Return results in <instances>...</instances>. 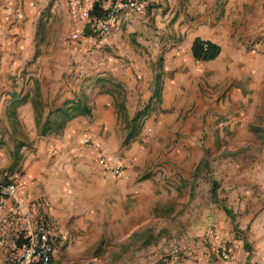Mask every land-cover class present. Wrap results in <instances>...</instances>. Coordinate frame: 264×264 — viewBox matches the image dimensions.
Returning <instances> with one entry per match:
<instances>
[{
  "label": "crops",
  "instance_id": "1",
  "mask_svg": "<svg viewBox=\"0 0 264 264\" xmlns=\"http://www.w3.org/2000/svg\"><path fill=\"white\" fill-rule=\"evenodd\" d=\"M96 1L102 8L109 2ZM141 2L140 13H125L108 35L90 38L105 47L114 42L117 31L122 32L127 47L122 59L128 65L121 76L106 67L107 61L102 66L106 77H118L121 83L124 96L118 100L111 90L84 92L72 81L59 88L57 71L48 93L46 66L39 71L35 66L24 68L26 62L48 61L49 57H38L35 51L40 29L63 30L71 24L76 30L82 28L66 0H0V184H20L19 195L32 196V219L55 222L60 239L51 264H153L173 245L180 249L182 264H264V163L254 169L232 167L231 178L213 182V195L212 183L209 206L190 221L185 219L187 212L183 213L181 225L176 222L175 227L170 223L173 215L155 214L160 203L166 205V188H172L158 182L159 174L152 182L140 181L139 169L127 167L137 159V139L148 121H143L140 135L125 145L126 130L117 127L116 109V103L124 102L125 109L133 111L148 105L152 116L158 110L177 111L189 104L192 82L204 81L218 87V108L231 112V125L244 132V127H264V0ZM153 23L166 27L172 40V49L161 57L160 69H148L128 49L134 32ZM196 38L219 47L218 57L195 61L191 47ZM70 43L74 60V43ZM12 76L24 83L38 77V84L34 92L27 93L23 87L10 85ZM156 90L158 98L153 97ZM75 98L82 100L91 116L72 118L60 133L41 136L38 131L36 135L38 123ZM7 116L26 125L29 133L6 131ZM222 116L216 119L224 120ZM197 146L186 139L173 149L188 159L182 169L193 167L194 177L196 167L206 159ZM234 154L238 159V152ZM116 166L124 167L118 176L112 173ZM209 169L208 162V168L198 174ZM178 184L186 186L188 202L195 183L173 186ZM2 218L10 219L7 210L0 212L7 248L6 253L0 251V264H7L8 254L23 245L24 239L17 224L9 227ZM228 248L233 258L224 260L221 252Z\"/></svg>",
  "mask_w": 264,
  "mask_h": 264
},
{
  "label": "rangeland",
  "instance_id": "2",
  "mask_svg": "<svg viewBox=\"0 0 264 264\" xmlns=\"http://www.w3.org/2000/svg\"><path fill=\"white\" fill-rule=\"evenodd\" d=\"M143 26L134 32L132 38H129L128 49H132L134 54L140 57L141 63L148 69H160L161 57L172 49V46L169 45L172 40L167 34L166 27L155 23L144 24ZM75 31L76 27H73L72 24L63 30L46 29L45 27L40 29L38 31L40 45L35 47V51L37 48L38 57H49L48 61L44 64L37 60L26 62L24 68L35 66L39 71L46 66L47 75L44 81H46L48 93L54 87V73L57 71L59 88L63 87V83L72 81L74 85H80L84 92L96 90L102 93L105 90H111L118 100H123L124 90L118 77H106L104 70H102L103 63L107 61L106 67L111 66L115 74L121 76V72L128 65V61L122 59L125 57L123 51L127 49L124 45L125 40L122 32L117 31L114 42L106 44L105 47H99L96 42L90 39L93 37L82 35L73 42V60L69 37ZM180 40L181 37L179 40L175 39L174 42ZM80 48L81 52L79 51ZM152 58H155L154 62H152ZM157 59H159L158 62ZM156 64L157 66H155ZM38 79L35 77L31 82L24 83L20 77L12 76L10 85L23 87L27 93L28 91L34 92ZM217 88V86H210L204 81L192 82L189 104L185 103L177 111L158 110L154 112L157 115L152 116V109L149 106L150 112L145 118L148 121L147 127H142V129L144 128L143 135L137 139L138 144H136L137 150L140 152L136 155L137 159L127 165V167L133 166L139 169L140 181L146 179L152 182L151 179L159 174L160 180L158 182H161L164 187L172 188L173 191L166 188L164 193L166 205L162 206L160 203L156 207L155 214L173 215L170 223L174 226L176 222L181 225L180 218L183 213L187 212L188 217L185 219L190 221L197 217L200 209L209 206L207 201L212 183L218 182L220 177L231 178L232 167L254 169L264 163V127L248 126L244 127V132L239 131L238 126L231 125L228 119L231 112L218 108L219 99L215 97L218 92ZM208 90L212 92H208ZM144 106L136 111L127 109L119 114L117 112L120 119L117 127L124 130L127 121L137 111L144 109ZM172 113L176 116L171 119L169 116ZM217 115H223L222 117L225 119H216ZM13 119V117L9 116L8 118L7 116L6 131L11 130L16 135H21L24 132L29 133L26 125H20L17 120ZM31 133H34V130H31ZM35 133L38 135L37 126ZM248 135H250L249 138ZM186 139H191L195 141V144H198V149L209 162L210 169L208 172L202 170L200 174L196 175L197 177H194L193 167L189 169L188 166H185L182 169L188 159L180 157L177 152H173V149L175 145ZM236 152H238V159L235 154L232 156V153ZM134 162L136 163L134 164ZM1 174L2 172H0V176ZM182 176L185 178L183 179ZM184 181L185 183L188 181L195 183V188L191 190L188 202H186L188 197L186 186L179 184L176 187L173 186L177 183L182 184ZM225 181H229V179H225ZM218 192L220 195V190ZM183 200L185 202H182ZM178 218L179 220H177Z\"/></svg>",
  "mask_w": 264,
  "mask_h": 264
},
{
  "label": "built area",
  "instance_id": "3",
  "mask_svg": "<svg viewBox=\"0 0 264 264\" xmlns=\"http://www.w3.org/2000/svg\"><path fill=\"white\" fill-rule=\"evenodd\" d=\"M96 0H66L67 8L71 16L82 24V28L70 35L73 43L84 33V28L89 25L90 31L97 36L108 35L119 23L121 15L125 13L138 14L142 11L141 0H109L106 8H103L102 16H95L94 12ZM84 36V35H83ZM103 164V161L100 160ZM123 172L122 166L112 169L115 176ZM22 186L17 182L0 185V212L7 210L10 219L2 220L9 227L17 224V232L24 239L23 245L16 247L8 254L7 264H51L54 254L55 243L60 239V233L56 229L55 222L49 218L33 220L31 217L30 205L32 196L19 195ZM212 233V231H210ZM6 236L0 229V251L6 253ZM230 248L221 252L224 260L232 259ZM153 264H182L180 249L176 245L162 255H159Z\"/></svg>",
  "mask_w": 264,
  "mask_h": 264
},
{
  "label": "trees",
  "instance_id": "4",
  "mask_svg": "<svg viewBox=\"0 0 264 264\" xmlns=\"http://www.w3.org/2000/svg\"><path fill=\"white\" fill-rule=\"evenodd\" d=\"M95 16H102L104 14L102 3L100 1L95 2L94 12L92 13ZM84 37H96L97 35L93 34L90 31L89 25L84 28ZM192 56L197 62H208L216 59L220 53L219 47L208 42L202 41L199 38H196L193 41L191 47ZM155 98L159 97V91L156 90L154 93ZM116 109L118 114L125 112L124 102L116 103ZM150 112L149 106H146L144 109L137 111L133 117L127 121L125 126L126 137L124 144L127 145L131 143L135 138H137L141 132L143 121L148 116ZM80 115L91 116L90 110L83 104L82 100L75 98L72 101H67L62 104L60 108L49 113L42 124H37L39 134L41 136L49 135L50 133H60L66 123L72 118ZM201 168H208V162L204 158L200 161L198 166L195 169V174L197 175ZM0 185H5L2 183ZM215 183L212 186V195L215 193Z\"/></svg>",
  "mask_w": 264,
  "mask_h": 264
}]
</instances>
